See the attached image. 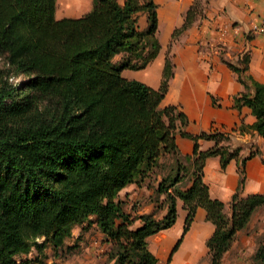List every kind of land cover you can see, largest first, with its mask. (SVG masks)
<instances>
[{
	"label": "trees",
	"instance_id": "16d2710c",
	"mask_svg": "<svg viewBox=\"0 0 264 264\" xmlns=\"http://www.w3.org/2000/svg\"><path fill=\"white\" fill-rule=\"evenodd\" d=\"M56 1L0 0V264L43 262L47 246L57 255L72 226L90 216L112 245V264H156L147 238L175 223L178 198L187 210L183 232L197 207L206 209L215 226L206 241L209 264H221L237 232L264 203V193L238 194L246 159L255 152L239 162L240 183L227 216L225 203L209 194L203 166L218 155L225 168L241 146H231L226 131L188 134L185 114L162 105L173 75L166 77L168 57L158 87L121 73L144 68L160 50L155 0H92L84 14L61 18L55 17ZM191 7L181 31L194 21ZM141 12L147 14L145 29L138 26ZM226 63L247 87L234 95V106L251 108L255 120L247 127L264 138V85L246 74L247 63ZM21 72L27 77L18 84L8 79ZM178 126L194 140L190 156L180 155ZM199 138L214 145L200 150ZM164 154L176 159L167 185L163 177L157 186L166 193V213L140 214L141 225L131 228L133 218L116 196L129 183H140ZM182 171L190 173L185 189L177 185ZM254 258L264 263V245Z\"/></svg>",
	"mask_w": 264,
	"mask_h": 264
},
{
	"label": "crops",
	"instance_id": "0c3cea01",
	"mask_svg": "<svg viewBox=\"0 0 264 264\" xmlns=\"http://www.w3.org/2000/svg\"><path fill=\"white\" fill-rule=\"evenodd\" d=\"M58 1L65 16L77 17L92 7V0ZM67 2L70 3L69 6ZM155 2L160 50L144 68H125L122 75L158 87L169 52L173 62V75L169 79L162 105H176L185 114L187 123L183 129L188 134L198 135L210 130L226 131L230 135V145L241 146L238 158H232L225 168L221 167L218 155L206 158L202 178L208 185L210 196L222 200L229 209L233 193L240 183V173L237 170L239 162L251 151L255 153L246 159L245 180L238 194L246 196L264 193V138L247 127L255 120L251 108L248 105L240 108L234 106V95L246 91L247 87L240 82L237 72L226 63H247L246 74L264 85V32L254 36L247 35L250 25L264 16V0H206L204 15L192 21L176 36L174 31L182 25L187 10L192 6V0ZM158 3L163 6H158ZM160 10H167L166 16L161 15ZM139 28L142 29L140 26ZM241 124L245 126L244 129H239ZM175 139L180 155L190 156L194 148L193 138L182 135L178 129ZM198 145L200 150H206L214 145V140L199 138ZM189 184L190 180H186V184L180 188L185 189ZM151 195L152 190L143 182L129 183L119 190L116 200L121 201L123 211L133 218L131 228L141 225L142 221L138 217L140 214L154 213L160 218L166 213L164 195H159V201ZM133 201H137L138 206H132ZM176 208L175 223L147 238L149 249L158 258L156 264H194L202 255L208 254L206 241L215 226L206 218V209L197 207L190 227L183 232L187 210L182 199H177ZM90 220L91 222L84 221L72 226L64 248L57 255L47 246V257L43 262L27 264H96L102 256H106L103 251L111 243L105 239L95 216H90ZM237 235L238 239L232 241L221 264H234L228 263L227 259L231 251L243 252L247 256L248 252L243 249L250 236ZM239 242L244 244L238 249ZM72 250L80 253L76 260L65 259L66 254L62 256L64 252ZM254 250L253 247L251 253ZM35 254L36 250L33 249L28 257ZM240 263L236 259L235 264ZM244 264L258 263L247 260Z\"/></svg>",
	"mask_w": 264,
	"mask_h": 264
},
{
	"label": "rangeland",
	"instance_id": "374dc122",
	"mask_svg": "<svg viewBox=\"0 0 264 264\" xmlns=\"http://www.w3.org/2000/svg\"><path fill=\"white\" fill-rule=\"evenodd\" d=\"M70 1V0H69ZM91 1V0H90ZM159 2V1H157ZM206 0H192V7H191V18L193 20L198 19L199 17H201L202 15H204V7H205V3ZM70 3L67 2V5L69 6ZM158 6H163L162 4L158 3ZM64 9L60 6V2L57 0L56 1V8H55V17L56 18H61L64 17ZM167 10H160L159 13L161 15L166 16L167 14ZM185 14V13H184ZM138 26H140L142 29H145L148 26V20H147V14L145 12H141L138 15ZM144 21H146V23H144ZM181 27V26H180ZM181 28L178 27V31L175 33V36L181 32L180 30ZM171 45V44H170ZM167 57L168 60H170V63H168V67H167V71H166V77H169L170 73L173 70L172 67V59L170 56V53H167ZM120 58V55H116L114 57V60H117ZM3 61L4 58L3 56L0 55V68H4L3 66ZM27 77V74L25 73H19V74H10L9 75V80L11 82H15V83H19L20 81L25 80ZM26 91V90H25ZM176 122L179 125V120L176 119ZM179 129V126L177 127ZM241 129V128H239ZM182 162L188 164V161L182 159ZM175 168H176V159L171 155V154H164L160 157V159L157 162V165L153 168L152 171H150V173L147 174V176L140 182H143L144 185L148 186V188H150L152 190V195L154 196L156 201H159V195L162 194L165 197L164 192L158 193L157 192V186L158 183L162 180L163 177H166L164 182V185H167L168 181L170 180V178H168L170 175H172V173H175ZM182 173H186L185 175L182 176L181 180L177 183L178 186H182L184 184H186V180H189L190 178V173L189 172H185L182 171ZM172 189V187L170 188ZM137 201H133L132 206L136 207L138 205H136ZM224 212L226 213L227 216H229L231 214V210H230V204H229V209H228V205L226 207L225 205V209ZM85 222H91V220H86ZM248 225L246 226V228L242 229L240 231V233L237 236H244V235H249L250 239L245 243V247L243 249V251L248 252L247 256L244 255V253H238L237 252H229L227 255V259H228V263L233 262L235 264L236 259L239 261H241V263H245V261L247 260H253L255 263H257V261H255L254 259V253L256 248L259 245H264V203H262V205H260L251 215L249 221H248ZM94 231V230H93ZM235 239H238V237ZM234 239V240H235ZM244 243H238V249L242 247ZM112 245H109L105 248H107L105 251H103L104 255L106 256H102V258H100L96 264H112L113 261L109 259L108 257V252L110 251ZM254 247V253H251L252 248ZM104 250V249H103ZM66 254V255H65ZM80 253H76L75 250L72 251H67L64 252L62 254V256L64 257L65 255V259L68 258V260H76V257L79 255ZM101 254V255H103ZM80 258H82L83 256H79ZM90 258V257H89ZM240 263V264H241ZM259 263V262H258ZM194 264H209V256L208 254H206V256H201L200 259L196 260V262Z\"/></svg>",
	"mask_w": 264,
	"mask_h": 264
},
{
	"label": "built area",
	"instance_id": "2783aa9c",
	"mask_svg": "<svg viewBox=\"0 0 264 264\" xmlns=\"http://www.w3.org/2000/svg\"><path fill=\"white\" fill-rule=\"evenodd\" d=\"M247 30L248 36H254L264 32V16L260 17L258 21L254 22Z\"/></svg>",
	"mask_w": 264,
	"mask_h": 264
}]
</instances>
